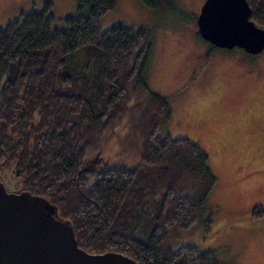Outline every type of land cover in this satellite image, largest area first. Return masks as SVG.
I'll return each mask as SVG.
<instances>
[{
	"label": "trees",
	"instance_id": "trees-1",
	"mask_svg": "<svg viewBox=\"0 0 264 264\" xmlns=\"http://www.w3.org/2000/svg\"><path fill=\"white\" fill-rule=\"evenodd\" d=\"M248 2L251 19L264 28V0ZM115 4L78 0L57 27L47 0L41 11H21L0 27V167L14 165L22 189L51 201L88 252H122L139 264H225L215 250L169 244L171 228H189L202 217L216 177L198 143L160 134L171 109L147 82L149 32L121 22L102 30ZM216 48L210 43L206 63ZM129 108L139 163L98 169L90 185L88 154ZM252 216L264 218L260 204Z\"/></svg>",
	"mask_w": 264,
	"mask_h": 264
},
{
	"label": "rangeland",
	"instance_id": "rangeland-1",
	"mask_svg": "<svg viewBox=\"0 0 264 264\" xmlns=\"http://www.w3.org/2000/svg\"><path fill=\"white\" fill-rule=\"evenodd\" d=\"M45 1L0 0V27L21 11H41ZM50 1L54 25L63 27V18L75 13L78 0ZM204 1L174 0L165 8L116 0L101 29L121 22L148 30L152 51L147 82L168 98L171 109L160 134L198 143L216 177L202 217L189 228H171L169 244L215 250L225 264H264V218L252 216L255 205L264 209V50L250 54L241 47L216 48L206 63L210 43L199 35L197 24ZM136 100L133 96L128 105ZM133 116L129 108L88 154L83 167H96L86 169L90 185L98 169L139 163L140 141L130 132ZM0 177L8 191L23 190V176L14 165L0 167ZM208 216L211 222L205 221Z\"/></svg>",
	"mask_w": 264,
	"mask_h": 264
},
{
	"label": "water",
	"instance_id": "water-1",
	"mask_svg": "<svg viewBox=\"0 0 264 264\" xmlns=\"http://www.w3.org/2000/svg\"><path fill=\"white\" fill-rule=\"evenodd\" d=\"M248 0H205L197 18L201 36L221 48L264 50V28L251 19ZM0 264H139L122 252L91 253L69 220L47 198L10 192L0 177Z\"/></svg>",
	"mask_w": 264,
	"mask_h": 264
},
{
	"label": "flooded vegetation",
	"instance_id": "flooded-vegetation-1",
	"mask_svg": "<svg viewBox=\"0 0 264 264\" xmlns=\"http://www.w3.org/2000/svg\"><path fill=\"white\" fill-rule=\"evenodd\" d=\"M0 6H2V5L0 4ZM98 160H99V158H97V161ZM90 168H96V167H94V165H91V166L86 167V169H90Z\"/></svg>",
	"mask_w": 264,
	"mask_h": 264
}]
</instances>
